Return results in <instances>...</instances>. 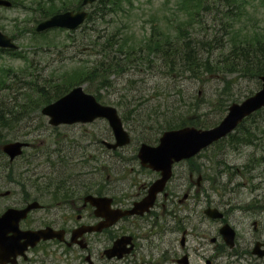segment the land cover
<instances>
[{"label": "rangeland", "instance_id": "rangeland-1", "mask_svg": "<svg viewBox=\"0 0 264 264\" xmlns=\"http://www.w3.org/2000/svg\"><path fill=\"white\" fill-rule=\"evenodd\" d=\"M77 1L16 0L14 8H0V30L15 40L19 51L26 57L25 61L21 56L0 54V74L4 71L3 80L6 79L8 69L20 74L27 63L34 75L41 71L46 75L52 68H59L57 74L78 71V67L83 66L82 61L100 59V47L94 44L102 43L108 36L97 41L96 38L111 32L122 35L121 38H126L130 45H137L155 34L183 43V36L177 37L175 32L180 27L183 33L195 39L194 45L197 48L198 44L207 42L204 36L209 40L213 35L220 37L223 33L219 31L222 25L220 14H217L223 10V2L218 5L216 0H207L213 8L201 15L200 9L195 6L198 21L192 22L187 17V4L182 0H122L121 11L115 14L112 12L100 16L98 4L88 7L90 20L73 33L55 30L45 33L46 37L42 40L33 39L34 27L43 19L38 12L41 5L70 8ZM244 1V11L251 16V23L247 24L264 25V4L261 0ZM194 4L192 0L189 8ZM227 6L224 4V8ZM106 25H110L107 33L104 30ZM45 42L51 43L50 47L42 45ZM220 53L217 49L212 57L218 58ZM143 67L134 64L125 67L123 74L115 71L108 78L107 84L96 89L103 97L101 104L115 107L121 119L125 116L123 125L133 141L143 136L142 127L146 130L144 134L150 133V122L147 120L149 112H168L165 108L171 107L176 111L175 116L183 115L187 121L208 127L225 116L230 104L241 102L250 89L256 91L259 88L255 83H246V80L237 79L236 76L227 77L230 82L226 84L222 76L203 75L200 77L202 79H198L190 74L169 75L168 67L163 63L151 71ZM7 80L4 90L0 92V100L8 97L11 104L19 102L24 105L22 95L17 101L14 98L18 92H24V89H18L23 85ZM8 84H13L10 86L13 92ZM95 85L86 84L83 89L95 95L90 92L95 91L92 89ZM23 109H26L23 111L24 116L20 115L11 129H0V138H3L0 146L16 140L30 143L31 147L24 151L23 158L29 162L26 165L34 166L35 169L32 172H20L23 163L16 162L9 171L5 170L0 156V193L13 189V181L23 182L30 178L38 181L37 178L45 177L47 181H65L68 185L76 182L78 175L93 164L88 155L110 133L103 119L87 124L52 127L48 119L40 114V109L33 110L25 105ZM259 118L258 124L250 120L243 122L246 130L251 132L248 137L251 144L255 145L246 144L244 135L247 133L237 129L232 134L235 136L233 140L226 138L205 150L199 158V162L207 167L208 177L204 181L209 187L206 193L207 206L219 209L224 217L221 220H210L202 214L205 206L196 207L195 231L196 235L205 233L207 257L203 259L196 252L193 264H205L208 258L212 264H264V258L258 259L251 254L255 241L264 243V160H259L260 156H264V112ZM160 133L152 135L157 139ZM128 148H132V145ZM0 200L11 202V199L1 197ZM224 222L236 231L233 251L227 250L218 234ZM212 238L216 239L214 243H210Z\"/></svg>", "mask_w": 264, "mask_h": 264}, {"label": "flooded vegetation", "instance_id": "flooded-vegetation-1", "mask_svg": "<svg viewBox=\"0 0 264 264\" xmlns=\"http://www.w3.org/2000/svg\"><path fill=\"white\" fill-rule=\"evenodd\" d=\"M106 141H114L111 134ZM142 143L96 148V164L78 175L71 191L45 177L14 181L0 193L11 199L0 200V217L8 209L26 212L16 226L14 218L7 228L0 222V264H193L196 252L206 258L205 233L195 231L196 209L207 208L209 187L195 169L196 162L203 165L198 157L174 163L163 190L145 204L161 173L141 164ZM15 162L23 163L20 172L35 169L23 156Z\"/></svg>", "mask_w": 264, "mask_h": 264}, {"label": "trees", "instance_id": "trees-1", "mask_svg": "<svg viewBox=\"0 0 264 264\" xmlns=\"http://www.w3.org/2000/svg\"><path fill=\"white\" fill-rule=\"evenodd\" d=\"M200 1L197 0V2ZM121 2L122 0H99L97 7L100 10V16L112 12L115 14L118 10L121 11ZM261 2L264 4V0H261ZM224 4H228V6L224 8ZM52 5H41L39 7L40 11L38 10V12L41 18L45 19L67 9L52 8L50 7ZM245 6L246 2L244 0H223V10L221 11L220 18L222 27L219 30L223 32L222 36L216 37L213 35L209 40L207 36H204L207 42L198 44V48L194 45L195 39L190 34L183 33L180 27L175 32L177 37L183 36V43L169 40L167 37L163 38L161 35L158 37L155 34L154 36H149L137 45H130L126 38H121L122 35L111 32L109 35H99L96 38L97 41L108 36L102 43L98 42L94 44L95 41H93L94 45L100 47V59L82 61L83 66H79L78 71L71 70L57 74L59 73V68H52L46 75H44V71L34 75V71L28 65L29 63H27V66L20 74L8 69L7 75L5 76L6 79L4 80L2 79L4 71H2L0 74V92L4 90L5 84L8 81L7 79L13 80L16 85L22 84L23 86L18 89H24V92H18L14 95V98L17 101L22 95L25 106L33 110H38L40 107L60 98L73 87L84 84H96L92 88L95 91L90 90V92L95 93L96 99L101 101L103 97L96 89L107 84L108 78L110 79L115 71L118 74H123L125 67L134 64H137L141 68L144 66L143 68L145 70L151 71L157 66L159 67L160 63L168 67L169 75L190 74L198 79L203 75L222 76L226 84L230 82L227 77L236 76L237 79L246 80V83L252 82L256 86H259V78L264 76V25H255V23L247 24L251 23V16L249 12L244 11ZM208 8L210 11L207 3H203L201 12H204ZM189 23L191 24V22ZM109 27L110 25H106L104 29L105 33L109 30ZM45 37V33L40 35L33 34L35 41L42 40ZM42 45H46L45 47L48 48L51 43L45 42ZM217 49L222 53H220L218 58L212 57L213 52ZM223 50L225 53H223ZM203 54H206L207 57ZM8 85L11 90L12 87L10 86L13 84ZM15 91L17 92L18 90ZM11 92L13 91L11 90ZM253 92L255 91L250 89L248 95ZM10 102L8 97L0 100V129H11L14 122L17 121V118L25 114L23 112L26 110L23 109L24 105L19 102L13 105ZM158 108H161V105H158ZM165 109L169 111L149 112L147 120L150 122L149 128L153 133H160L165 129L182 127L187 124L206 128V125H199L194 121H187L183 115L179 117L175 116L176 111L171 107H166ZM263 112V110L256 112L248 120L258 124L259 117ZM238 130L247 133L244 135V140L247 144H251L252 141L248 138L251 136V132L247 131L243 124L238 127ZM1 140L3 138H0ZM259 160L260 162L263 161L264 156H260ZM1 165L5 168L4 166H7L8 163L3 160ZM195 169L199 172L197 163H195Z\"/></svg>", "mask_w": 264, "mask_h": 264}, {"label": "water", "instance_id": "water-1", "mask_svg": "<svg viewBox=\"0 0 264 264\" xmlns=\"http://www.w3.org/2000/svg\"><path fill=\"white\" fill-rule=\"evenodd\" d=\"M95 1L96 0H83L82 4L87 5ZM0 5L9 7L11 4L8 1L0 0ZM86 15L87 13L84 11L57 14L39 23L35 30L37 32H43L51 28L74 30L84 21ZM0 48L15 50L17 46L13 44L8 36L0 31ZM260 80L262 82L261 88L253 95L244 99L241 103H233L228 108L226 116L215 127L206 130L196 129L194 127L169 130L162 134L157 146L151 147L145 144L141 145L138 155L141 163L147 164V166L153 170L160 171L162 176L152 185L151 194L149 196L150 200H148V197L143 203L148 201L147 204H151L153 201L152 196L162 191L165 182L170 177L171 165L173 162H179L183 159L195 156L201 150L231 133L243 119L264 107V76L261 77ZM41 114L49 117V124L52 126L89 123L96 118H104L108 122L115 138L114 144L104 142L107 148L116 149L129 142V136L122 127V122L118 117L116 109L111 106L99 104L92 95L85 93L82 87L72 89L57 101L43 107L41 109ZM24 145L25 144L20 142L6 143L2 145L1 150L9 157V160L12 161L22 153V147ZM17 214L18 211L12 209L8 210L2 216L4 218H0V222L10 217L18 220L19 217ZM204 214L211 219H221L223 217L222 213L213 208L206 209ZM3 224L4 227H6L7 223L3 222ZM219 234L226 246L232 249L235 240L234 229L229 224L225 223L219 229ZM262 246L263 244L261 242H256L251 251L252 255L262 258L264 256ZM112 252H116V246L113 247Z\"/></svg>", "mask_w": 264, "mask_h": 264}]
</instances>
